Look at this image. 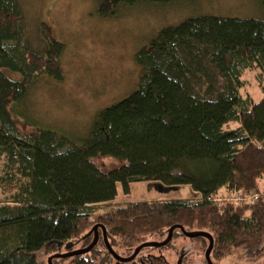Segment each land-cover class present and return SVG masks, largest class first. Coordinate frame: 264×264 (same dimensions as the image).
<instances>
[{
	"label": "trees",
	"instance_id": "1",
	"mask_svg": "<svg viewBox=\"0 0 264 264\" xmlns=\"http://www.w3.org/2000/svg\"><path fill=\"white\" fill-rule=\"evenodd\" d=\"M144 1L102 0L99 12L112 18L118 7ZM22 32L17 0H0V160L17 166L21 179L11 201H0V264H46L44 250L56 254L71 243L85 248L96 224L123 257L180 225L214 237V264L234 254L252 263L264 258V200L240 206L209 201L264 185V97L255 102L245 79L255 73L264 95V21L197 17L160 31L151 49L137 56L143 69L138 90L102 110L81 146L54 131L24 136L19 130L10 105L23 101L40 76L62 80L65 50L45 24L44 54L9 46ZM106 159L118 165L96 163ZM139 182L189 187L196 198L116 204L118 185L130 193ZM111 258L101 237L71 264H112Z\"/></svg>",
	"mask_w": 264,
	"mask_h": 264
},
{
	"label": "rangeland",
	"instance_id": "2",
	"mask_svg": "<svg viewBox=\"0 0 264 264\" xmlns=\"http://www.w3.org/2000/svg\"><path fill=\"white\" fill-rule=\"evenodd\" d=\"M101 1L17 0L24 20V33L19 41L8 43L9 46L27 47L32 53L44 54L49 43L43 34V24L51 28L52 37L65 46L60 60L62 80L40 76L29 87L23 101L10 105L22 135H33L39 130L54 131L73 145H83L91 137L96 116L138 90L143 69L137 56L150 50L152 41L165 28L197 17L264 21V0H173L170 4L146 0L135 6L115 8L116 15L112 18L100 15ZM12 78L18 80L19 76ZM245 79L247 91L255 102H259L264 95L258 87L256 74L246 72ZM96 163L107 168L118 165L111 159ZM0 176L6 180V184L0 186V201L6 204L19 191L21 179L17 166L9 165L5 157L0 160ZM195 198L189 187L166 188L161 192L155 183L139 182L130 185V193L118 185L116 204ZM111 210H99L95 214ZM88 240L91 244L93 237ZM172 243L173 247L170 244L163 248L161 254L169 264H178L181 250L187 255L184 264H207L208 244L204 246L197 239L179 236L174 237ZM143 251L144 254H158L153 249ZM59 253L67 251L64 248L56 254ZM56 254L44 250L40 260L48 264V259ZM74 258L60 261L71 264ZM219 264H264V258L252 263L243 259L242 254H234Z\"/></svg>",
	"mask_w": 264,
	"mask_h": 264
},
{
	"label": "water",
	"instance_id": "3",
	"mask_svg": "<svg viewBox=\"0 0 264 264\" xmlns=\"http://www.w3.org/2000/svg\"><path fill=\"white\" fill-rule=\"evenodd\" d=\"M156 186L161 190V192H163V190L166 189L161 184H156ZM100 230L102 231V238H103L104 244L106 246V249L108 250V252L112 256V261H116V264H130V263L136 264L135 263L136 257L144 249H154V250H159L161 252V250L163 248H166L171 244V242L173 241L175 232H180L181 235H183L185 238H188L190 240H195V239H199V238L205 239L208 242V248L205 252L206 263L207 264H214L213 260L211 259V255H212V252L214 249L215 240H214V237L208 232L186 231L183 226L176 225L168 231L167 237L162 242H155V241L154 242H147V243L139 246L138 248H136L130 257L124 258L114 251V249L112 248V246L109 243V240L107 237V230L102 225H99V224L96 225L92 229V231L84 238V239H88L90 237H93L92 243L87 248L75 249V246L73 243L68 244L65 246V250L67 251V253H65V254L59 253V254H56L54 256H51L48 259V264H53V262L55 260L70 259V258H74V257L76 258V257L88 255L89 253H91L93 251V249L99 243ZM60 246L62 247L63 245H60ZM183 261H184V256L182 255L178 261V264H183Z\"/></svg>",
	"mask_w": 264,
	"mask_h": 264
},
{
	"label": "built area",
	"instance_id": "4",
	"mask_svg": "<svg viewBox=\"0 0 264 264\" xmlns=\"http://www.w3.org/2000/svg\"><path fill=\"white\" fill-rule=\"evenodd\" d=\"M259 200H264V190H252L250 192H239L235 194H220L209 199V201L218 206H240L253 204Z\"/></svg>",
	"mask_w": 264,
	"mask_h": 264
},
{
	"label": "flooded vegetation",
	"instance_id": "5",
	"mask_svg": "<svg viewBox=\"0 0 264 264\" xmlns=\"http://www.w3.org/2000/svg\"><path fill=\"white\" fill-rule=\"evenodd\" d=\"M164 240V239H163ZM162 240V241H163ZM162 241H160V242H162ZM100 242V241H99ZM173 242V241H172ZM171 242V243H172ZM99 244V243H98ZM90 245V244H89ZM88 245V246H89ZM87 246V247H88ZM87 247H85V248H87ZM83 249V248H82ZM151 250V249H150ZM154 250V249H153ZM155 251V250H154ZM157 252H158V254H157V256L156 255H152L151 253H147V254H144L143 252L144 251H141L140 253H139V255L136 257V259H135V263L136 264H146V262L147 261H149L150 259H155V258H163V259H165L164 258V256L163 255H161L162 254V251H163V249L161 250V252L159 251V250H156ZM132 255V254H131ZM131 255H129V256H125L124 258H127V257H130ZM184 256V261H183V264H184V262H185V258L187 257V255H186V251L185 250H181V252H180V254H179V259H180V257L181 256ZM123 257V256H122ZM166 260V259H165ZM111 263L112 264H116V261H112V258H111ZM168 264H169V262H168Z\"/></svg>",
	"mask_w": 264,
	"mask_h": 264
}]
</instances>
